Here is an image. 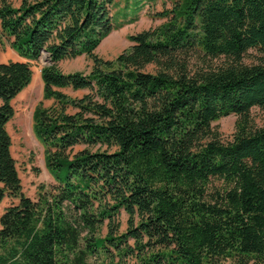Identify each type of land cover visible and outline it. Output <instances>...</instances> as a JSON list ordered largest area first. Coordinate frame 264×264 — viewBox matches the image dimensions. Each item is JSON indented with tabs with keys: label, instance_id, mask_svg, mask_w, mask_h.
Instances as JSON below:
<instances>
[{
	"label": "trees",
	"instance_id": "obj_1",
	"mask_svg": "<svg viewBox=\"0 0 264 264\" xmlns=\"http://www.w3.org/2000/svg\"><path fill=\"white\" fill-rule=\"evenodd\" d=\"M0 0V264H264V0ZM254 50L253 62L244 57ZM85 56L89 71L58 64ZM40 69L33 132L53 182L23 192L7 124ZM83 91L80 96L72 95ZM237 116L229 141L212 123ZM217 181V184L214 183ZM126 228L120 230V214Z\"/></svg>",
	"mask_w": 264,
	"mask_h": 264
},
{
	"label": "rangeland",
	"instance_id": "obj_2",
	"mask_svg": "<svg viewBox=\"0 0 264 264\" xmlns=\"http://www.w3.org/2000/svg\"><path fill=\"white\" fill-rule=\"evenodd\" d=\"M14 5H18L20 0H11ZM118 6L113 9L116 11L123 7L124 1L117 0ZM171 6L170 0H156L153 3H147L135 15V20L119 29L113 30L106 38L102 40L95 50L96 54L103 59H114L120 52L128 48L132 43L129 41L130 34L138 33L160 24L163 19H157L152 16L155 11ZM256 55L254 50L244 57L245 63L253 62ZM17 54L5 44L0 55V61L17 60ZM46 59L42 57L38 61L31 62L33 72L31 82L25 87L12 101L14 115L7 124V130L12 139L11 152L16 160L19 176L21 179L23 192L34 198L39 184H48L53 182V178L48 173L44 161V149L33 132V113L36 106L42 102L44 106L52 103V100L43 98V83L40 77V69L46 64ZM92 62L85 56H79L74 59H66L59 62V68L64 72L70 71H89ZM80 96L83 91L72 93ZM250 116L256 126H264V111L259 108H252ZM237 116L230 114L212 123L220 132L222 141H229L234 132ZM217 184V181H214ZM13 202L10 198H5L0 202V214L6 206ZM121 223L120 230L126 228V214L122 212L119 216Z\"/></svg>",
	"mask_w": 264,
	"mask_h": 264
},
{
	"label": "crops",
	"instance_id": "obj_3",
	"mask_svg": "<svg viewBox=\"0 0 264 264\" xmlns=\"http://www.w3.org/2000/svg\"><path fill=\"white\" fill-rule=\"evenodd\" d=\"M18 56V61H25V59H23L22 57H20L19 55H17ZM0 62H4V61H0ZM30 62H33V61H30Z\"/></svg>",
	"mask_w": 264,
	"mask_h": 264
}]
</instances>
